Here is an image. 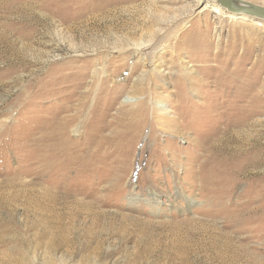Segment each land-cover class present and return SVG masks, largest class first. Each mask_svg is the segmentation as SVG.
Wrapping results in <instances>:
<instances>
[{
  "label": "rangeland",
  "instance_id": "obj_1",
  "mask_svg": "<svg viewBox=\"0 0 264 264\" xmlns=\"http://www.w3.org/2000/svg\"><path fill=\"white\" fill-rule=\"evenodd\" d=\"M250 19L213 0H0V264H264Z\"/></svg>",
  "mask_w": 264,
  "mask_h": 264
},
{
  "label": "water",
  "instance_id": "obj_2",
  "mask_svg": "<svg viewBox=\"0 0 264 264\" xmlns=\"http://www.w3.org/2000/svg\"><path fill=\"white\" fill-rule=\"evenodd\" d=\"M220 9L229 14L244 15L264 22V7L244 0H213Z\"/></svg>",
  "mask_w": 264,
  "mask_h": 264
},
{
  "label": "bare ground",
  "instance_id": "obj_3",
  "mask_svg": "<svg viewBox=\"0 0 264 264\" xmlns=\"http://www.w3.org/2000/svg\"><path fill=\"white\" fill-rule=\"evenodd\" d=\"M200 5L203 6L202 9H206V7L209 6V8H211L214 12L219 11L216 5L212 4L210 6L208 1L204 2V5H203V2H201ZM229 17L232 18V19H243V20L250 19V18H248L247 16H244V15H234V14H229ZM250 20H252V19H250Z\"/></svg>",
  "mask_w": 264,
  "mask_h": 264
}]
</instances>
